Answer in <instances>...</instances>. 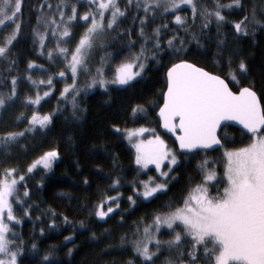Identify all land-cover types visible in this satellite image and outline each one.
I'll list each match as a JSON object with an SVG mask.
<instances>
[{
  "label": "snow or ice",
  "instance_id": "6c2138e0",
  "mask_svg": "<svg viewBox=\"0 0 264 264\" xmlns=\"http://www.w3.org/2000/svg\"><path fill=\"white\" fill-rule=\"evenodd\" d=\"M79 3L80 0H57L53 7L48 0L45 8L44 0H41L36 24L32 28L34 42H38L41 55L44 54L49 34L56 41L55 49L48 50V59L62 57L65 68L55 75L64 78L69 71L71 73L72 83H65L60 97L65 100L68 96L72 97L73 116L77 111L79 75L82 71L90 77L86 89L98 85L107 91L109 85L130 86L146 70L149 55L157 60L158 53L167 48L177 59L166 72V90L162 92L163 104L158 113L163 128L175 135L181 156L187 157L200 151L206 153L213 146L224 149L222 177L218 176L216 169L209 168V160L199 162L197 167L202 180L190 185L176 204L170 203L165 211L154 214L152 223L143 229L144 238L131 241L140 264H156L163 255L162 249L168 252L162 264H264V93L258 94L254 81L247 86H240V77L246 78L249 75L248 62L242 56L235 64L233 56H228V72L223 76L207 71L186 58L191 51L188 45L192 41L196 42L197 47H204L201 36L193 31L197 18L202 20L201 34L215 20L217 36L221 37L215 41V56L222 57L227 37L222 36L220 29L228 22L224 10L243 8V0H230L227 4L213 0L212 7L198 6L197 0H135V3L133 0H126L123 8L120 0H89V9L83 14L79 12ZM182 5L190 7L191 22L186 16L179 14H175L173 19L177 28L184 30L185 36L182 37L178 31H174L166 44L162 43L161 32L168 28L167 24L154 28L151 34L145 32L149 13L153 17L157 12L162 15L178 13ZM23 7L24 0H0V65L6 64L5 67H0V72L6 71L11 83L7 92L0 91V110H6L14 104L18 96L19 80L16 75H12L17 61L11 58V54L23 27ZM132 7L137 11L143 9L144 12L143 16L134 17V20H140L139 51L129 52L124 56L115 66L110 79L105 65L112 58L111 54L103 56L100 66L93 72L88 64L90 54L98 44L104 47L100 43L101 38L105 33L115 31L118 22L127 16ZM250 16L251 19L246 14L240 20L231 22L236 38L249 35L250 27L254 29L258 25L264 26V20L257 18L255 6ZM77 20L86 24L83 33L74 48L62 47L71 38V29ZM9 27L11 31L4 34V30ZM127 35L128 48L132 49L136 41L131 39V29L127 31ZM204 38L207 39L206 36ZM54 52L58 55L54 56ZM213 63L220 65L222 60L215 59ZM34 65L35 61H29L27 68L33 69ZM27 79L37 87L47 85L49 89L43 96L37 91L34 97H26L25 107L38 106L44 97L50 95L54 77L50 75L46 81L41 79L37 82L29 74ZM261 79L264 84V73ZM7 83L5 77V87ZM234 87L238 90H234ZM144 111L143 105L132 108L133 115ZM53 116L54 113H41L38 108H34L30 116L21 112L16 121L23 122L26 119V128L21 131L0 132V151L6 152L26 132L47 129ZM225 121H235L242 126L241 136L247 135L248 142L240 147L228 148L226 143H234V138L228 140L227 135L222 138L218 131ZM116 130L119 131V128ZM147 131L149 130L143 127L125 130L129 143L135 149L136 165L141 169H149L152 165L158 173V176H149L148 180L141 181L142 192L138 188L134 189V193L145 200L167 191L169 180L174 179V166H178L177 151L168 148L159 135L148 140L141 138ZM58 155L56 149L45 152L28 166L27 172L32 173L37 165H42L46 170L50 169ZM165 167L168 171L164 170ZM18 171L14 167L0 170V264H19L18 257L23 249L22 242L16 243L13 239L16 234L12 230V222H20L15 215L14 203L22 206L27 202L19 195V185L26 177L24 174L17 176ZM118 184V180L113 181L114 186ZM213 185L216 186L215 194L210 190ZM23 197H30L27 185L24 186ZM128 200L133 204L136 202L133 196H129ZM109 204H114L115 209L108 206ZM118 208V196H106L95 206L94 215L104 220ZM24 214H29L27 208L24 209ZM64 219L67 222V217ZM162 226L169 230L171 238L167 241H161L155 235ZM122 240H127V237H122ZM152 241H155V251L149 246ZM32 247L35 249L36 245L33 244ZM71 251L69 249V254ZM41 264H54L51 253L44 255ZM128 264H135V261L130 260Z\"/></svg>",
  "mask_w": 264,
  "mask_h": 264
},
{
  "label": "trees",
  "instance_id": "16d2710c",
  "mask_svg": "<svg viewBox=\"0 0 264 264\" xmlns=\"http://www.w3.org/2000/svg\"><path fill=\"white\" fill-rule=\"evenodd\" d=\"M47 2L48 0H44L45 8ZM50 2L55 7L57 0ZM220 2L227 4L230 0ZM125 3L126 0H120L121 8ZM40 4L41 0H24L23 27L11 54V58L17 61L12 69V75H16L19 80L18 96L14 104L6 110H0V132L24 130L27 120L16 121L21 112L29 115L30 111L38 108L41 113H54L53 121L47 129L26 132L25 136L11 145L6 152L0 151V170L5 167L18 168L17 174H24L26 177L19 185V195L27 202L22 206L15 205V215L20 222L12 223V230L16 234L13 239L16 243L23 244L18 257L19 264H41L46 253H51L54 264H128L130 260L140 264L131 241L143 237V229L152 223L154 214L165 211L170 203L176 204L186 194L190 185L202 180L197 167L199 162L209 160V168H216L218 176L222 177V161L218 157L221 148L207 150L206 153L200 151L187 157L181 156L173 138L161 131L156 112L163 101L162 92L166 89L167 68L177 59L167 48L164 52L158 53L157 60H153L149 55L146 70L130 86L109 85L107 91L98 85L92 89L80 87L76 100L77 111L73 116L72 97L68 96L67 100L60 97L61 87L72 81L69 73L64 80L58 81L59 77L55 75L59 72L58 68L53 60L48 59L46 47L43 50L44 54L41 55L38 42H34L32 28L36 24ZM197 4L212 7L213 0H197ZM243 4V8L224 10L228 22L220 29L222 36L227 37L222 57L215 56L217 52L215 41L221 38L217 36L215 20L213 19L209 29L201 34L202 20L197 18L193 31L201 36L204 47L199 48L196 42L192 41L188 45L191 51L186 58L223 76L228 72V56H233L234 64L238 63L242 56L248 62L249 75L246 78L240 77V86H247L254 81L256 91L262 94L264 26L258 25L254 29L250 27L249 35L236 38L231 22L240 20L246 14L251 19L250 13L254 6L257 18L264 20V0H243ZM78 9L80 13L87 11L89 1L80 0ZM175 14L186 16L191 22L192 12L189 7H182L178 13L172 14L162 15L161 12H157L154 17L149 13L145 32L151 34L154 28L167 24L168 28L162 29L161 32L162 43L166 44L174 31H178L182 37L185 36L184 30L178 29L175 24L173 19ZM143 15V9L137 11L132 7L127 16L118 22L115 31L105 33L100 41L104 47L98 45L90 54L88 61L90 68L100 66L101 58L111 54L112 58L105 65V69L107 73H112L114 62H121L129 52H138L141 45L138 38L140 20L138 18L134 20V17ZM84 26L82 21L74 22L72 35L67 43L74 46L83 33ZM129 29L132 30L131 39L136 41L132 49L128 48ZM51 40L52 36L49 34L46 44ZM215 59H221L222 63L215 65L213 63ZM29 61H35L33 69L30 70L27 68ZM58 62L63 65L61 61ZM5 66L6 64L0 65ZM41 73H46L47 77L50 75L54 77L50 95L44 97L38 106L25 107L26 97H34L39 89L27 79V76L31 74L34 80L39 81ZM5 77L8 81L6 87ZM10 87V76L6 71L0 72V91L7 92ZM234 90L238 88L234 87ZM137 105H143L145 111L133 115L132 108ZM136 126L151 127L167 141L165 143L169 142L175 148L179 158L178 166H175L172 173L174 179L169 180L167 191L147 200L134 193V189L140 186L139 181L144 179L145 174L135 163L136 153L125 133L126 129ZM219 134L222 138L227 135L228 140L234 138V143H226L228 148L240 147L248 142V136L242 137L240 129L232 125L223 126ZM52 149H56L59 155L50 169L46 170L43 166L37 165L32 173L27 172L33 161ZM114 180H118L119 184L114 186ZM25 185L30 197H23ZM210 190L215 194L216 186L213 185ZM106 196H118L119 208L101 220L94 215V210ZM129 196L135 199L134 204L128 200ZM108 206L115 209L114 204ZM26 208L29 210L28 215L24 214ZM66 237L70 239H65ZM122 237H127V240H122ZM158 238L161 241L169 240L171 238L169 230H161ZM33 244L36 245L35 249L32 247ZM154 244L155 242L149 245L153 251ZM69 249L72 250L71 254ZM162 251L163 255L156 264H162L164 257L168 255L166 249Z\"/></svg>",
  "mask_w": 264,
  "mask_h": 264
},
{
  "label": "rangeland",
  "instance_id": "374dc122",
  "mask_svg": "<svg viewBox=\"0 0 264 264\" xmlns=\"http://www.w3.org/2000/svg\"><path fill=\"white\" fill-rule=\"evenodd\" d=\"M86 1H89V0H86ZM182 7H188V6H181V8ZM190 8V7H189ZM70 11V10H69ZM47 14V13H46ZM80 14H83V12H81ZM57 19H59V16L57 15ZM84 27H86V24H85V26ZM11 31V27H9L8 29H5L4 30V34H7L8 32H10ZM79 40V38L76 40V43H77V41ZM76 43L74 44V46H71L72 44L71 43H64V44H62L61 46L62 47H68V48H74L75 47V45H76ZM55 44H56V41L52 38V40L50 41V43L49 44H47V46H46V48H45V51H46V53H48V50L49 49H55ZM99 45V44H98ZM97 45V46H98ZM58 54H56L55 52H54V56H57ZM62 57H60V58H56V59H54L53 60V62H54V64L56 65V67L58 68V71H61L62 69H64L65 68V64L62 62ZM58 61H61L62 63H63V65H60L59 64V62ZM120 63V62H119ZM118 63H116V62H114L113 63V71H114V68H115V66L117 65ZM89 67H90V65H89ZM96 67H98V66H96ZM96 67H92L91 69H92V71L93 72H95V69H96ZM57 71V72H58ZM59 73V72H58ZM69 73V78H71V73H70V71L68 72ZM113 73V72H112ZM112 73L111 72H108L107 73V76H108V78L110 79L111 78V76H112ZM54 75V74H53ZM47 74L46 73H41V75L39 74V77H38V79H39V81L41 80V79H45V81L47 80ZM56 77H59L58 75H56ZM60 78V79H59ZM58 78V81H60L61 82V80L63 79V78H61V77H59ZM36 79V78H35ZM64 80V79H63ZM38 80H37V82H39ZM57 80H54V82H56ZM66 83H68V84H71L72 83V81L71 82H66ZM87 83H90V77L89 76H87L83 71L80 73V75H79V84H78V88L80 89V87H82V86H86V84ZM47 85H45V86H39V89H38V91H39V93L41 94V96H43V93L45 92V91H48L49 89H48V87H46ZM65 87V85H63L62 87H61V90L63 89ZM54 89H55V87H54ZM92 89V88H91ZM30 110H32V108H30ZM34 110V109H33ZM32 110V111H33ZM32 111H30V113H29V116L31 115V112ZM141 127H143V128H145V129H148L149 131H147V132H145L143 135H142V137L141 138H143L144 140H148L149 138H151L152 136H154V135H158L155 131L153 132L152 130V128L151 127H148V126H136V127H131V128H129V129H138V128H141ZM161 137V136H160ZM161 139H162V137H161ZM165 142H167L166 140H164ZM135 141H133V143H134ZM166 145H167V147L168 148H170V149H175L171 144H169V142L168 143H166ZM135 150V149H134ZM223 151H224V149L223 148H221V150H220V152H219V155H218V157L221 159V161H222V173H223V159H222V155H223ZM42 156V155H41ZM179 159V158H178ZM40 166H42V165H40ZM216 166V165H215ZM175 167V166H174ZM149 169H151V170H149ZM149 169H142V171H143V173L145 174V177H144V179L143 180H140L139 182L141 183V181H145V180H148V178H149V176H158V173L156 172V170H155V168H154V166H152V165H150L149 166ZM214 169H216V168H214ZM165 171H168V169L165 167V169H164ZM217 170V169H216ZM217 173H218V171H217ZM16 175L17 176H19L17 173H16ZM211 183V182H210ZM136 188H138L139 189V191H143V189H142V187H136ZM135 195H137V196H139L138 194H136L135 193ZM142 199H144L142 196H140ZM15 203H14V208H15ZM106 210V209H105ZM15 222V221H14ZM14 222H12V223H14ZM161 230L163 231V230H168L167 228H166V226H162L161 227ZM160 230V231H161ZM154 231V230H153ZM155 235L156 236H158V233H155ZM142 238H144V235H143V237ZM153 242H155V241H152L151 243H153ZM150 243V244H151Z\"/></svg>",
  "mask_w": 264,
  "mask_h": 264
},
{
  "label": "water",
  "instance_id": "95a60500",
  "mask_svg": "<svg viewBox=\"0 0 264 264\" xmlns=\"http://www.w3.org/2000/svg\"><path fill=\"white\" fill-rule=\"evenodd\" d=\"M198 66H199V65H198ZM200 67H201V66H200ZM206 70H207V69H206ZM207 71H209V70H207ZM166 72H167V71H166ZM165 90H166V89H165ZM162 104H163V101H162ZM162 104H161V105H162ZM161 105H160V106H161ZM158 113H159V109L157 110L156 115H157V117H158V119H159V121H160V128H161L162 132H164L165 134H167L168 136H170V137L173 138V140H174V142H175V144H176V146H177V148H178V150H179L178 143H176V140H175V135H174L173 133L169 132L167 129L163 128V126H162V122H161V120H160V118H159ZM226 124L232 125V126L237 127V128H239V129H241V127H242V126L238 125L235 121H225V122H222V126H223V125H226ZM219 130H220V129H219ZM219 130H218V131H219ZM216 148H218V146H213V149H209V150H214V149H216ZM179 151H180V150H179Z\"/></svg>",
  "mask_w": 264,
  "mask_h": 264
},
{
  "label": "flooded vegetation",
  "instance_id": "af4514ba",
  "mask_svg": "<svg viewBox=\"0 0 264 264\" xmlns=\"http://www.w3.org/2000/svg\"><path fill=\"white\" fill-rule=\"evenodd\" d=\"M219 133H220V131H219Z\"/></svg>",
  "mask_w": 264,
  "mask_h": 264
}]
</instances>
